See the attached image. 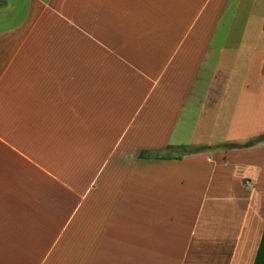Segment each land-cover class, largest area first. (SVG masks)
Masks as SVG:
<instances>
[{
    "label": "crops",
    "instance_id": "crops-1",
    "mask_svg": "<svg viewBox=\"0 0 264 264\" xmlns=\"http://www.w3.org/2000/svg\"><path fill=\"white\" fill-rule=\"evenodd\" d=\"M263 134L264 0L0 4V264H253Z\"/></svg>",
    "mask_w": 264,
    "mask_h": 264
},
{
    "label": "rangeland",
    "instance_id": "rangeland-1",
    "mask_svg": "<svg viewBox=\"0 0 264 264\" xmlns=\"http://www.w3.org/2000/svg\"><path fill=\"white\" fill-rule=\"evenodd\" d=\"M244 51H247V50H243V53H244ZM244 60H245V57H243L241 55V59L234 65L235 75L239 76V77H237L238 81L235 80L234 83H238L239 86L241 85V82H242V79H243V76H244V73H245L246 64H245ZM191 110H194V109H191ZM209 119H210V116L208 115V118L206 120H209ZM206 122L208 124V121H206ZM202 128L203 127H201V129H197L198 132L201 133L202 135H203V133L205 134V132H207V131L209 132V127H204V129H202ZM188 138H189V136H188ZM173 141H175V142H177V141L185 142L186 144L183 146V148H187V106H186V109H185V111L183 113L181 121H180L178 127L176 128L175 133L173 135ZM248 143L249 142H247V144ZM177 148L178 149H182V146L178 145ZM199 148H200L199 145H192V152L193 153L200 152V151H198ZM181 151L182 150H179V151L170 150V151H167V153L165 152V153L157 154V155L165 157V156L173 155V154H176V153H182ZM253 156L256 157V158L264 159V150L256 151ZM147 157H145V158H147ZM243 159H246V158L243 157ZM258 162L260 163V160ZM193 164H196L201 169V171L205 170L206 172H208L209 169H210V165H204L205 163L203 161H197V162H195Z\"/></svg>",
    "mask_w": 264,
    "mask_h": 264
},
{
    "label": "trees",
    "instance_id": "trees-1",
    "mask_svg": "<svg viewBox=\"0 0 264 264\" xmlns=\"http://www.w3.org/2000/svg\"><path fill=\"white\" fill-rule=\"evenodd\" d=\"M3 3V0H0V4ZM257 142H264V134L260 135L259 137L256 138ZM221 149L223 150H229V149H234V148H238V145H234V144H224L222 146H220ZM208 148L207 147H201L199 148L198 151H206ZM140 158H145L147 157L145 152H141L139 155ZM154 158L157 159H163L165 157L163 156H159V155H155ZM253 264H264V228L261 234V238H260V242H259V246L256 252V256L254 259Z\"/></svg>",
    "mask_w": 264,
    "mask_h": 264
},
{
    "label": "water",
    "instance_id": "water-1",
    "mask_svg": "<svg viewBox=\"0 0 264 264\" xmlns=\"http://www.w3.org/2000/svg\"><path fill=\"white\" fill-rule=\"evenodd\" d=\"M252 144H253V142L250 141L248 144H246V146L248 147V146H251Z\"/></svg>",
    "mask_w": 264,
    "mask_h": 264
}]
</instances>
